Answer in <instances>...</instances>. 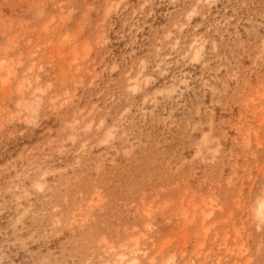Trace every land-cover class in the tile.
<instances>
[{
  "label": "rangeland",
  "instance_id": "rangeland-1",
  "mask_svg": "<svg viewBox=\"0 0 264 264\" xmlns=\"http://www.w3.org/2000/svg\"><path fill=\"white\" fill-rule=\"evenodd\" d=\"M260 199L264 0H0V264H264Z\"/></svg>",
  "mask_w": 264,
  "mask_h": 264
},
{
  "label": "bare ground",
  "instance_id": "bare-ground-1",
  "mask_svg": "<svg viewBox=\"0 0 264 264\" xmlns=\"http://www.w3.org/2000/svg\"><path fill=\"white\" fill-rule=\"evenodd\" d=\"M263 208H264V199H260L258 201V205H257V210H258V214L259 215H263ZM163 247V246H162ZM145 252V251H144ZM143 252V253H144ZM135 253V252H134ZM128 259V256L125 255V254H118L117 255V261H118V264H122L123 262H125L126 260ZM171 260L167 261L165 264H171L170 262ZM133 262L135 263L136 260L134 259Z\"/></svg>",
  "mask_w": 264,
  "mask_h": 264
}]
</instances>
